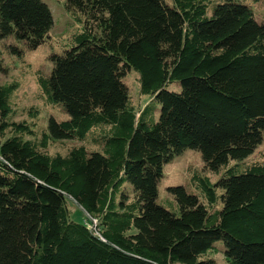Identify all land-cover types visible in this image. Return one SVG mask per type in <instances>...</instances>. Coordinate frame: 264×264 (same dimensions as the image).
I'll return each instance as SVG.
<instances>
[{
	"label": "trees",
	"instance_id": "16d2710c",
	"mask_svg": "<svg viewBox=\"0 0 264 264\" xmlns=\"http://www.w3.org/2000/svg\"><path fill=\"white\" fill-rule=\"evenodd\" d=\"M65 5L80 27L37 84L67 118L34 140L12 121L18 85L0 84V264H264V152L246 161L264 143V20L243 0ZM53 24L43 0H0V41L36 50ZM62 141L79 145L48 150ZM188 149L220 176H195V193L170 187L177 205L165 207L164 166Z\"/></svg>",
	"mask_w": 264,
	"mask_h": 264
},
{
	"label": "rangeland",
	"instance_id": "374dc122",
	"mask_svg": "<svg viewBox=\"0 0 264 264\" xmlns=\"http://www.w3.org/2000/svg\"><path fill=\"white\" fill-rule=\"evenodd\" d=\"M50 8L53 16V27L49 32L46 41L36 50H28L22 44H18L14 38L0 41V84L15 83L18 90L12 96L11 105L13 109V122L25 121L33 125L38 139L42 133H46L48 121L51 117L56 120H65L66 114L59 107L47 106L41 99L40 90L37 84V75L49 74L52 70L50 55L52 52L61 51L62 46L67 41L69 34L77 30L79 22L70 15L66 9L65 0H43ZM252 9L258 20H264V0L253 2L252 0H243ZM11 45L19 46L23 53L22 56L12 54ZM124 82L129 88L131 101L136 110L143 109L151 100L149 96L140 93L139 74L131 71L127 74ZM31 108L38 111L36 117H32ZM31 139L27 137V139ZM77 141H62L58 143H50L49 151L52 154H65L66 151L77 146ZM1 146V144H0ZM264 152V143L259 145L255 154H252L246 161H254ZM233 163H231L232 165ZM222 173V171L220 172ZM207 177L214 183L220 174H214L205 168L201 153L196 150L188 149L180 156H177L170 163L164 166V176L159 181V200L158 202L165 207L175 209L177 203L175 198L169 194L170 187L182 186L188 192H194V177ZM173 206V207H172ZM71 219L84 223L87 216L74 203L69 204ZM222 244V243H221ZM220 245V244H219ZM223 245V244H222ZM224 249V246H223ZM206 258H213L219 263L224 264L223 253H208Z\"/></svg>",
	"mask_w": 264,
	"mask_h": 264
}]
</instances>
